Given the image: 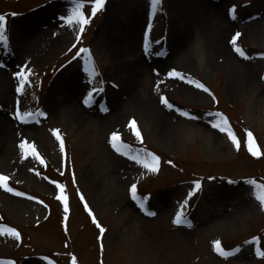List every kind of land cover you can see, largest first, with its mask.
I'll use <instances>...</instances> for the list:
<instances>
[{
	"label": "rangeland",
	"instance_id": "374dc122",
	"mask_svg": "<svg viewBox=\"0 0 264 264\" xmlns=\"http://www.w3.org/2000/svg\"><path fill=\"white\" fill-rule=\"evenodd\" d=\"M187 1L154 12L152 0H105L81 33L63 19L75 0H0V175L11 189L0 187V264H264V0ZM227 37L230 56L210 55ZM118 42L137 56L117 55ZM133 61L147 68L135 95ZM232 68L248 78L232 85ZM223 120L239 149L213 127ZM152 157L155 172L143 164ZM181 211L188 220L175 224Z\"/></svg>",
	"mask_w": 264,
	"mask_h": 264
},
{
	"label": "snow or ice",
	"instance_id": "6c2138e0",
	"mask_svg": "<svg viewBox=\"0 0 264 264\" xmlns=\"http://www.w3.org/2000/svg\"><path fill=\"white\" fill-rule=\"evenodd\" d=\"M161 3V0H152V8L153 11L155 12L156 10H158L159 5ZM90 5V13L89 14H85V12L83 11L84 7L89 6ZM105 5V0H75L74 6L71 10V13L63 18L65 23L68 25H79V31L82 33L84 31V26L87 25L90 22V19L92 17H95V15L101 11L104 8ZM5 17L4 16H0V44H6L7 43V36H6V32H5ZM239 36V34H237V37ZM77 39H79V37H77ZM234 44L236 42V39L234 38L232 41ZM87 50L86 49H80L79 52H77V56L85 53ZM236 51L238 53H240L241 55H244L243 51L240 48H236ZM90 58V57H89ZM92 71L94 72V69H92ZM19 79H20V86L17 88V91H22L23 88L25 87V84L27 82V75L25 74V72L22 70L21 72L16 74ZM170 75L172 76H181V74L173 72L170 73ZM181 78H183L181 76ZM197 87H203L202 85H197ZM207 91V89H205ZM89 99H91V94L89 96ZM163 103L167 104L166 100H162ZM17 118L20 120H25L27 118L33 117V113H24L21 114L19 111H17ZM223 125V126H222ZM129 127L132 128L134 130V134L139 138L140 137V132L139 130L136 128V122L133 120L129 123ZM213 127L218 128L220 131L224 132L227 131V134L230 138V140L232 141L233 145L239 149L240 148V141L237 139V137L227 128V121L223 120L221 122H217L213 124ZM247 142H246V147L247 150L251 153L252 156L254 157H258L261 156L262 153L260 151L259 146L256 144V141L254 140L252 133L248 132L247 133ZM57 139H60L59 135L57 134ZM119 141V136L116 133L112 134L111 137V143L113 148H115L117 151H121L122 148H126L127 145H122L118 143ZM22 150L27 148L31 149V152H27L25 151L24 155L25 158H27V156L29 154L33 155L34 157L39 158V154L36 152L35 146L34 145H27V142H22L19 146ZM61 151H63V141L61 140ZM133 159H137L136 156L132 157ZM40 163H44L43 159H40ZM144 167L148 168L150 171L155 172L158 168V158L156 157H152V159L150 161H144L143 162ZM9 178L7 176L4 175H0V187H4L6 190L11 191L10 188H7V184L6 181ZM250 183L256 184L255 181H251ZM61 189V192H63V187L59 186ZM196 189L200 188L199 183H197L195 185ZM257 187L259 188V194L257 195V199L260 201L261 206L264 207V185H257ZM132 192H133V197L135 198V186L132 187ZM17 195H21V193H16ZM57 199L60 200H65V212H67V204H66V197H64L63 195L57 196ZM142 208L144 207V203L143 201H141V205ZM85 207H87V205H85ZM153 213H149V215H152ZM185 222V217L183 214V211L179 212L174 220L175 224H182ZM3 231V230H0ZM101 232H103V229L101 228ZM10 235L13 236H17L18 237V233H16L14 230L9 232ZM215 249L217 252H219L221 255H230V253L225 252L221 246H220V242L217 241L215 242ZM258 255L264 256V252H258ZM73 264H75V258H73Z\"/></svg>",
	"mask_w": 264,
	"mask_h": 264
},
{
	"label": "bare ground",
	"instance_id": "6f19581e",
	"mask_svg": "<svg viewBox=\"0 0 264 264\" xmlns=\"http://www.w3.org/2000/svg\"><path fill=\"white\" fill-rule=\"evenodd\" d=\"M179 2L180 0H173V2ZM192 1L196 2V0H188L187 3H192ZM194 4V3H192ZM191 4V6H193ZM189 6V7H191ZM203 16H200L199 12H196L195 14H193V16L191 17V24H194L195 21L199 22V21H203ZM135 24V22H134ZM134 37V34L132 35ZM230 41V37L226 38L225 43H220V44H215L214 42L209 43V45L206 46L207 51L209 52L210 55H212L214 58L216 59H226L230 56V52H229V48H228V42ZM112 47L116 50L114 52H117L116 54L119 55V52H122V56H126V55H130V56H137L136 53L134 51H130L127 50L123 44L119 43H115L112 44ZM127 50V51H126ZM147 68H145L144 64L138 61H133V62H129V67L127 68L126 72H127V77L129 80H131L129 83L131 86H129V91L132 95H135L137 93L136 87H135V83L133 82V78H135L138 74L141 73V71L146 70ZM140 72V73H139ZM232 85H238L240 84L243 80H245L246 78H248L249 76V72L245 69V68H241V69H236V68H232ZM70 96V95H69ZM69 102L70 105H73L74 102H72L71 98L67 101ZM72 110H76V106L71 107ZM160 124L162 125L163 122L162 120L160 121Z\"/></svg>",
	"mask_w": 264,
	"mask_h": 264
}]
</instances>
